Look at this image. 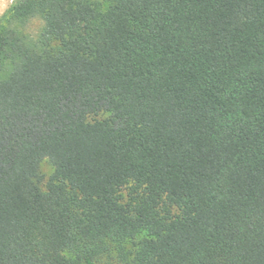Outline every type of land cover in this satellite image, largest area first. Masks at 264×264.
<instances>
[{
    "label": "trees",
    "instance_id": "obj_1",
    "mask_svg": "<svg viewBox=\"0 0 264 264\" xmlns=\"http://www.w3.org/2000/svg\"><path fill=\"white\" fill-rule=\"evenodd\" d=\"M33 19L29 42L14 27ZM111 251L264 264V0H16L0 17V264Z\"/></svg>",
    "mask_w": 264,
    "mask_h": 264
},
{
    "label": "rangeland",
    "instance_id": "obj_2",
    "mask_svg": "<svg viewBox=\"0 0 264 264\" xmlns=\"http://www.w3.org/2000/svg\"><path fill=\"white\" fill-rule=\"evenodd\" d=\"M36 20H38V19H36ZM39 22H41V21H39ZM26 29L31 30V29H33V26L29 25V23H28L26 26ZM106 115L107 114L102 113V114H99L97 116L89 117L88 121L99 120V119L106 117ZM40 169H41V172L44 174L45 178L48 179L52 173L51 167L47 163L43 162L40 166ZM127 192H128L127 190L121 191V196H122L123 202H126L129 199L127 196ZM125 247L127 250H131L132 244L130 242H126ZM96 264H120V263L116 259L115 252L111 251L110 254L100 257L98 259V261L96 262Z\"/></svg>",
    "mask_w": 264,
    "mask_h": 264
},
{
    "label": "clouds",
    "instance_id": "obj_3",
    "mask_svg": "<svg viewBox=\"0 0 264 264\" xmlns=\"http://www.w3.org/2000/svg\"><path fill=\"white\" fill-rule=\"evenodd\" d=\"M16 3V0H0V17H3L6 13V11L14 6ZM29 25L33 26V29H19L14 27L15 31H23L25 36L28 37L29 42H34L38 39L39 31L42 29V23L39 22L36 19H33L29 21Z\"/></svg>",
    "mask_w": 264,
    "mask_h": 264
}]
</instances>
